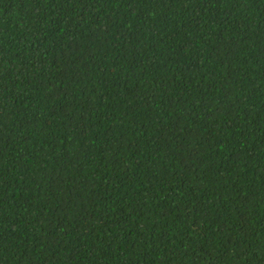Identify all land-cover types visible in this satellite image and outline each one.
I'll return each instance as SVG.
<instances>
[{
	"label": "trees",
	"instance_id": "obj_1",
	"mask_svg": "<svg viewBox=\"0 0 264 264\" xmlns=\"http://www.w3.org/2000/svg\"><path fill=\"white\" fill-rule=\"evenodd\" d=\"M0 264H264V0H0Z\"/></svg>",
	"mask_w": 264,
	"mask_h": 264
}]
</instances>
